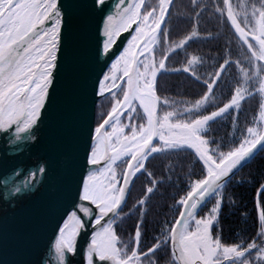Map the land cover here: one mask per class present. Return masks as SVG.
I'll list each match as a JSON object with an SVG mask.
<instances>
[{
  "label": "snow or ice",
  "instance_id": "snow-or-ice-1",
  "mask_svg": "<svg viewBox=\"0 0 264 264\" xmlns=\"http://www.w3.org/2000/svg\"><path fill=\"white\" fill-rule=\"evenodd\" d=\"M172 2L173 0H158L156 7L145 9L144 13L141 14V9L144 7L146 0H138L131 7L123 9V14L116 23H113L116 20L113 16L107 18L109 27L104 33L107 37L104 49L106 51L109 49L121 30H128L133 23L139 22L136 36L133 37V42L129 44V49L134 45L139 47L140 45L135 42L143 36L144 39L141 43H143L144 49L147 50L149 60L147 63L141 62L140 66L144 69L142 73L139 71L135 73V87H133V77L130 75V69L125 67L122 75L128 77V89L123 93V100L118 99L116 101L117 106L112 108L108 118L96 129L97 136L101 134L104 125L109 124L110 121L114 120L115 123H119L117 113L120 112L121 108L135 111L132 101L136 99H139L143 112L146 114L147 126H140L138 132L136 129L131 130V141L133 142L132 146L136 149L135 152H131V149L127 147L121 151L115 148V145H112L116 154L109 158L111 161L108 165L109 169L112 168V164L117 159L129 153H131L130 161H135V164L129 162L126 165L127 171L122 178L123 186L116 187L119 181H117L114 170L108 183L103 187L93 182L94 176H89V183L84 185L82 198L98 207L100 218L96 219V224L99 225L101 219L109 213L119 217L120 213L117 209L120 208L125 199L126 188L131 182V177L144 169V162L150 153L161 152L165 147L194 149L199 159L207 166V176L204 179L195 181L191 186V190L179 202L185 210L179 213V219L175 220L174 227L170 230L168 236V240L171 241L173 257L180 264H225V262H228V264H249L248 255H251L253 249H257L259 255L256 259L264 261V247L257 245L255 241L247 246H225L218 236L214 238L211 233L212 225L214 223L218 224L222 192L228 179L231 178L230 174L233 173L234 169L238 170L239 167H243L254 158L256 152L253 149H257V145H260V149H257V151L264 150V143H261L264 141V133L257 132L255 128H248V138L235 150L226 154L220 153L219 162L213 159V155L209 154L208 141L200 134L202 131L207 130L209 121L220 117L229 108L238 109L240 101L245 99L247 88H237L231 102L220 108L219 111L187 123H169V118L174 115L173 112H167L162 117V122L161 119L156 118L159 97L156 96L154 91L155 80L157 72L165 68L167 57L161 58L157 64L153 62L152 55L154 45L159 42V38L163 35L158 30L161 29ZM223 2L226 5L228 19L235 31L247 44L248 49L253 50L252 56L257 60H264V2L261 3L259 9L253 6L250 13L244 5H240V12H234L230 0H223ZM98 3L104 4L105 0H98ZM238 16L241 17L240 20H238ZM249 16L257 18L259 27H252L246 31ZM52 17H55L54 28H45L43 31L38 30V25H43L47 19ZM150 18L151 22L149 23ZM241 23L244 24V27L241 26ZM144 26H148L150 31L144 32ZM60 27L61 18L57 8V0H0V130L7 131L15 125L17 139L20 138L19 133L27 132L35 125L40 110L48 97L49 86L52 82V70L56 66ZM196 35V32H192L185 40L179 41L175 47H183L187 40ZM250 36L252 41L256 42L258 48H254V44L249 40ZM144 49L141 50V55L144 54ZM125 54H128V50ZM122 59L123 57H121ZM198 59L193 56L187 63L192 66ZM119 62L117 61V63ZM227 63L226 60L225 64ZM113 69H116V64L113 65ZM184 70L187 71L188 69ZM220 71H224L223 66H221ZM261 73H264V65L258 66L256 69V76L259 77L260 83L259 92L264 96V76ZM216 78H219V73L216 74ZM104 79L108 81L110 77L105 76ZM115 79V76H113L114 85ZM244 79L245 82L251 79L247 72H244ZM141 80L143 81L142 84ZM208 87L210 92L212 85L209 84ZM104 90L102 87L101 94ZM248 95L250 96L252 93L248 92ZM209 99L210 97L205 95L193 105V108H201ZM164 102L167 103L166 100ZM260 118L264 120V102L261 104ZM157 124H159L160 129L167 128L169 131L180 129L179 137L176 139L172 137L165 138L164 134L160 133L159 139L164 141V144L161 147L154 146L152 140L153 136L157 134ZM123 131V128L119 129V132L123 133ZM116 132L117 128L113 124L112 133H104V139L99 141V144H110V138ZM124 140H129V137L124 136ZM92 157V163H98L95 151ZM149 175L151 174L149 173ZM24 183L27 184L28 180H25ZM15 191L18 192L20 189L16 188ZM146 191L152 193L153 187H148ZM209 199L216 200L211 213L206 218H197L198 206L206 204ZM144 203V199L139 201L140 206H143ZM81 210L85 215L91 216L90 209L83 207ZM259 219L261 227L258 235L264 238V210L260 212ZM113 224L114 220L110 219L106 226H102L101 230L93 237L92 245L88 250V264H93L94 256H98L100 261H111L113 264H142L141 257H145L148 259L149 264H156L153 253L161 247L162 242L167 243L168 241L158 240L147 252H139L141 232L138 224L134 236L136 248L129 254L126 245L120 248L117 247L118 237L114 233ZM82 228V222L73 213L70 221L65 223L61 229L60 237L55 245L57 259L61 264L65 262L66 253L75 251V238Z\"/></svg>",
  "mask_w": 264,
  "mask_h": 264
},
{
  "label": "trees",
  "instance_id": "trees-1",
  "mask_svg": "<svg viewBox=\"0 0 264 264\" xmlns=\"http://www.w3.org/2000/svg\"><path fill=\"white\" fill-rule=\"evenodd\" d=\"M262 2L264 0H230L234 12H240V5H244L249 13L253 6L259 9ZM178 3L183 4L181 6ZM157 5L158 0H146L142 14L145 9ZM170 11L169 19L167 18L168 21L162 29L163 35L153 51L154 62L157 64L161 58L167 57L165 68L159 70L154 87L155 94L159 97L157 113L165 108L166 113H174L173 117L177 123H187L219 111L231 102L237 88L248 90L238 109L229 108L220 117L210 121L207 130L201 134L208 141L209 154L219 162L220 153L226 154L238 148L248 138L247 129L258 126L256 123L264 96L259 92L260 83L256 69L264 65V61L253 57V50L248 49L247 44L235 32L229 22L223 0H177ZM186 14L189 15L188 19ZM237 18L241 19L239 16ZM241 26L244 27V24L241 23ZM252 27H259L258 20L249 16L248 27L245 30L248 31ZM192 32H196L197 35L187 40V44L179 48L178 52L172 50L174 45L185 40ZM249 40L254 44V48L258 47L251 36ZM193 56L199 58L196 67H191L187 63ZM140 64L141 61L138 64V71L141 69ZM221 66L224 68L222 72ZM186 68L187 71L184 70ZM107 72L104 75H107ZM244 72L251 77L247 82L244 79ZM217 73L219 78H216ZM261 75L264 76V73ZM209 84L212 85L210 92ZM126 86L125 80L112 94L104 96L99 101L96 129L111 113L113 100L116 97L123 99ZM248 92L252 95L249 96ZM205 95L210 97L209 101L201 108L194 109L193 105ZM132 105L135 111L128 110L119 119L122 125L128 122L137 123L135 125L137 129L142 119H145L144 123L147 120L138 101L133 100ZM110 128L111 126L106 129L107 133L110 132ZM123 128L126 133L134 129L126 125ZM158 143L159 140L154 146ZM129 162L130 157L127 158L126 165ZM126 170L127 167L122 170V177ZM206 176V167L194 149L181 147L150 153L144 162V169H141L134 180L119 217L113 219L115 224L113 229L116 226L114 232L118 237L117 247L120 248L124 240L128 250L136 248L134 236L139 224L141 238L138 251L147 252L158 240L168 241L162 242L161 247L153 253L156 264H178L177 261L176 263L170 261L172 246L168 236L183 210L179 202L191 190L195 181ZM148 187H153L152 193H147ZM141 199L145 201L143 206L139 205ZM215 204L216 200L210 199L198 211L197 218L206 217ZM262 210H264V150H260L225 184L218 224H213L211 233L214 238L218 236L225 246H247L255 241L257 245L264 247V238L258 235L261 227L259 214ZM258 255V250L253 249L251 255H248L249 264H264V261L256 259Z\"/></svg>",
  "mask_w": 264,
  "mask_h": 264
},
{
  "label": "water",
  "instance_id": "water-1",
  "mask_svg": "<svg viewBox=\"0 0 264 264\" xmlns=\"http://www.w3.org/2000/svg\"><path fill=\"white\" fill-rule=\"evenodd\" d=\"M134 2L138 0H105L104 4H99L98 0H57L61 27L48 97L35 125L19 133V139L15 125L7 131L0 130V264H42L44 252L51 248V242L83 199L91 168L100 169L109 162L92 164L90 161L97 137L98 103L111 90L109 80L104 79L111 76L113 66L110 65L125 55L139 22L128 30H121L107 51L104 33L109 27L107 18L113 16L116 23L123 9ZM171 6L158 32L162 31ZM54 27L55 17H52L38 25V30ZM138 44L129 68L134 83L143 46L141 41ZM106 72L108 74L104 75ZM112 122L114 120L104 125L99 136L104 135ZM158 137L159 124L153 145ZM257 149H253L256 155L260 151ZM110 153L109 143H105L104 157ZM130 162L135 164V161ZM243 167L234 169L231 178ZM134 180L135 176L131 177L118 212L126 204ZM16 188L20 191H15ZM8 197L12 199L4 204L2 199ZM204 205L198 206L197 213ZM114 217L109 213L100 224L106 225ZM90 238V229L78 237L71 264H81L84 245Z\"/></svg>",
  "mask_w": 264,
  "mask_h": 264
},
{
  "label": "rangeland",
  "instance_id": "rangeland-1",
  "mask_svg": "<svg viewBox=\"0 0 264 264\" xmlns=\"http://www.w3.org/2000/svg\"><path fill=\"white\" fill-rule=\"evenodd\" d=\"M174 2H177V0H173V3H172V6H173V4H174ZM178 4H180L181 6H182V4L183 3H178ZM171 6V7H172ZM171 10V9H170ZM171 13V11L169 12V14ZM188 14H186V17H187V19H188ZM168 19H169V15H168V17H167ZM168 19L166 20V21H168ZM151 22V18H150V21H149V23ZM138 30V29H137ZM143 31L144 32H149L150 31V28L148 27V26H144V28H143ZM137 32V31H136ZM162 32V31H161ZM238 34V33H237ZM135 36H136V33H135ZM238 36H239V34H238ZM240 37V36H239ZM144 39V37L142 36L141 38H140V40H138V41H136L135 43L136 44H138L140 41H142ZM187 44V42L184 44V46ZM156 45V44H155ZM155 45H154V51H155ZM183 46V47H184ZM135 48H136V46L134 45L131 49H129L128 48V54L126 55H123L122 57H123V59L121 60V58L118 60V61H120L119 63H115L116 64V69L114 70V69H112V72H111V76H110V79H109V83H108V87H111V90L105 95V96H107V95H109L110 93L112 94L116 89H118V87L123 83V81H125L126 80V76H123L122 75V73H123V71H124V69H125V67H128V68H130V65H131V62H132V54H133V52H134V50H135ZM180 48H182V47H180ZM258 48V47H257ZM142 49H144V45L142 46V48H141V50ZM179 48H176L175 47V45L172 47V50L173 51H175V52H178L179 50H178ZM141 50H140V53H141ZM148 60H149V57H148V54H147V50L146 49H144V54L143 55H141V59H140V61L141 62H143V63H147L148 62ZM152 60H153V62H154V57H153V55H152ZM155 60L156 61H158L156 58H155ZM264 61V60H263ZM154 63H156V62H154ZM196 66H198V61L194 64V65H192L191 67H196ZM144 71V69H143V67H141V69L139 70V72H143ZM157 74H159V71L157 72ZM113 76H115V85L113 84V80H112V77ZM158 76V75H157ZM156 76V77H157ZM126 83H127V81H126ZM143 83V81L141 80V84ZM155 83H156V80H155ZM155 87V86H154ZM259 88H260V86H259ZM126 90H127V86H126ZM157 96V95H156ZM121 100L119 97H116L115 98V100H113L114 101V105L111 107V108H113V107H116L117 105H116V101L117 100ZM123 100V99H122ZM121 100V101H122ZM137 101H138V104H139V106L140 107H142L141 105H140V103H139V99H136ZM172 106V105H171ZM173 108H174V106H172ZM143 109V108H142ZM158 109H159V101H158V103H157V107H156V112H158ZM112 110V109H111ZM128 110H125V109H123V108H121V110H120V112L118 113L119 114V116L121 115V113L122 112H127ZM124 113V114H125ZM123 114V115H124ZM166 114V111H165V108H162L161 110H160V113H157V115H158V119H161V122H162V117L164 116ZM122 115V116H123ZM122 116H120L119 118H121ZM145 116H146V114H145ZM160 116V117H159ZM141 119V118H140ZM140 119H139V121H140ZM144 121H145V119H142L140 122V125H139V127L136 129L137 130V132L139 131V128H140V126H142L141 124H145V125H143V126H147V121L144 123ZM169 123H177L176 121H175V118L172 116V117H170L169 118ZM179 123H181V122H179ZM112 124V125H111ZM107 128H109L110 126H111V128H110V132H108V133H112V126H113V124H115V127L117 128V132L116 133H113L112 134V136H111V146H110V144H109V147H110V149L111 150H113V147H112V145H115V148H117V149H120L121 151H123L126 147L127 148H130L131 149V152H135L136 151V149H135V147H133L132 145H133V142L131 141V136H132V131L130 130V131H128L127 133L125 132V131H123V133H121V132H119V129L120 128H123L125 125L127 126V127H134V129H135V125L137 124V123H133V124H130L129 122L128 123H126V124H124V125H122L123 123H121L120 122V119H119V123L117 124V123H115V121L114 122H112ZM256 124H258V126L255 128L256 130H257V132H264V120H262L261 118H260V115L258 116V121H257V123ZM123 130H124V128H123ZM175 130L176 129H172L171 131H169L167 128H163V129H160L159 128V134L160 133H163L164 134V136H165V138H168V137H172L173 139H176V138H178L179 137V135L180 134H176V132H175ZM178 130H180V129H178ZM105 133H106V131H105ZM124 136H128L129 137V140H124ZM139 138V137H138ZM104 139V135L102 134L101 136H97L96 137V139H95V142H94V145H93V148H92V151H91V155H90V161H91V163H92V154H93V152L95 151L96 153H97V159H98V162L100 161V160H102V158L104 157V153H105V144H99V141H101V140H103ZM158 140H159V143H158V145L156 146V147H161L163 144H164V141H162V140H160L159 139V137H158ZM98 144H99V147H98ZM168 149H180V148H167V147H165L164 148V150H168ZM113 152L115 153V151L113 150ZM130 154L131 153H129L128 155H123V156H121L119 159H117L116 161H115V163L114 164H112V168L111 169H109L108 168V165H109V163H111V161L110 162H108L104 167H102L101 169H98V170H91V172H89V174L87 175V183H89V176H94V183L95 184H97L98 186H100V187H103L105 184H107L108 183V180H109V178H110V176H111V174H112V171L114 170L115 171V173H116V178H117V181H119V183H117V185H116V187L117 188H119V187H121V186H123V177H122V170H124L125 169V167H126V160H127V158H129L130 157ZM96 164V163H95ZM204 164V163H203ZM205 165V164H204ZM123 167V168H122ZM205 167H206V170H207V166L205 165ZM122 168V169H121ZM106 169H107V171H106ZM139 173V172H138ZM138 173H136V175H135V178L137 177V175H138ZM91 203V202H90ZM95 207H97L95 204H93ZM211 213V211L209 212V214ZM209 214L206 216V217H208L209 216ZM71 216H72V214H71ZM70 216V217H71ZM70 217L67 219V221L65 222V223H68L69 221H70ZM206 217H204V218H206ZM94 221H96V219L97 218H100V215H97V216H94ZM104 218V217H103ZM102 218V219H103ZM101 219V220H102ZM64 223V224H65ZM115 225V224H114ZM64 226V225H63ZM63 226H62V228H63ZM104 226H106V225H104ZM213 226V225H212ZM61 228V229H62ZM212 228V227H211ZM115 229H116V226L114 227V231H115ZM101 230V229H100ZM80 232V231H79ZM115 233V235H116V232H114ZM79 234V233H78ZM123 245H125V241L123 240ZM122 245V246H123ZM121 246V247H122ZM127 251H128V253L130 254L131 253V251L130 250H128L127 249ZM170 258H172L170 261L173 263V262H175L176 263V259L173 257V255L170 257ZM141 261H142V264H149V261H148V259L147 258H145V257H141ZM156 262V261H155Z\"/></svg>",
  "mask_w": 264,
  "mask_h": 264
},
{
  "label": "bare ground",
  "instance_id": "bare-ground-1",
  "mask_svg": "<svg viewBox=\"0 0 264 264\" xmlns=\"http://www.w3.org/2000/svg\"><path fill=\"white\" fill-rule=\"evenodd\" d=\"M132 42H133V40H132ZM133 87H135L134 82H133ZM110 151H111L110 155L107 158L103 157L102 160H100L99 162H101V161L104 162L106 160H108L110 162L109 158L116 154L113 152V150L110 149ZM92 169L98 170L99 168L92 167L91 170ZM91 170H90V172H91ZM11 199H12V197H8V198L2 199V201H4V204H6V203L10 202ZM83 207H86V208L91 210V216H87L84 214V212L81 210ZM75 214L83 224V228L80 229L79 234L75 238V243H76V240L78 239V237L80 235H82L86 230H88V229L91 230V238L84 245L82 255H81V261H80L81 264H88V250H89L90 246L92 245L93 237L95 236V234L97 232L100 231L101 227L104 225L103 224L98 225L95 223L94 216L100 215V212H99L98 207H95L92 203H90V201H86V200L82 199L80 201L79 205L77 206ZM107 216H104V217L106 218ZM59 237H60V233L51 242V248H47V250L44 252L42 264H61V262L57 259V254L55 252V245H56V242L58 241ZM65 255H66V259H65L64 264H71L72 262H74V252H69V253H66ZM93 264H113V262H111V261H100L98 256H94Z\"/></svg>",
  "mask_w": 264,
  "mask_h": 264
},
{
  "label": "crops",
  "instance_id": "crops-1",
  "mask_svg": "<svg viewBox=\"0 0 264 264\" xmlns=\"http://www.w3.org/2000/svg\"><path fill=\"white\" fill-rule=\"evenodd\" d=\"M209 122H208V124H209ZM207 128H208V125H207ZM175 132H176V134H180V130H178V129H176ZM203 132H205V131H202L200 134H202Z\"/></svg>",
  "mask_w": 264,
  "mask_h": 264
},
{
  "label": "built area",
  "instance_id": "built-area-1",
  "mask_svg": "<svg viewBox=\"0 0 264 264\" xmlns=\"http://www.w3.org/2000/svg\"><path fill=\"white\" fill-rule=\"evenodd\" d=\"M86 184H87V181H86Z\"/></svg>",
  "mask_w": 264,
  "mask_h": 264
}]
</instances>
